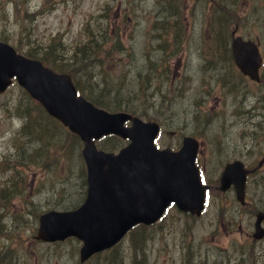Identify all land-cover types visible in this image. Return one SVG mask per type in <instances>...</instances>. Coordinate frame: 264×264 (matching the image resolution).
<instances>
[{
  "label": "rangeland",
  "instance_id": "obj_1",
  "mask_svg": "<svg viewBox=\"0 0 264 264\" xmlns=\"http://www.w3.org/2000/svg\"><path fill=\"white\" fill-rule=\"evenodd\" d=\"M209 1L169 0L170 8L164 0H0V41L46 65L69 58L86 42L85 24L97 31L114 19L127 49L106 58L109 75L120 72L126 86L137 88L148 78L159 84L164 103L138 102L161 124L155 144L175 150L183 136L195 137L200 145L195 164L209 188V205L199 217L171 206L146 232L130 233L84 263L74 238L38 241L41 212L74 208L85 196L82 144L67 137V148L58 155L53 144L65 134L56 133L43 150L39 141L27 139L20 148L21 119L15 112L26 104V95L14 83L0 95V187L14 185L16 195L0 202V264H264V239H251L254 215L264 211V162L252 170L264 156V68L258 82L245 78L228 53L237 26V34L259 42L264 58V0H214L231 8L223 32L219 22L215 30L208 28ZM164 10H169V23L162 19ZM215 34H224L226 51L216 49ZM99 65L92 59L84 72L98 78ZM146 70L152 71L149 77ZM232 160L252 170L244 207L235 203L233 190L217 189L224 164Z\"/></svg>",
  "mask_w": 264,
  "mask_h": 264
},
{
  "label": "water",
  "instance_id": "obj_2",
  "mask_svg": "<svg viewBox=\"0 0 264 264\" xmlns=\"http://www.w3.org/2000/svg\"><path fill=\"white\" fill-rule=\"evenodd\" d=\"M234 33V32H233ZM233 60L250 79L259 80L261 56L251 40L233 37ZM15 77L17 83L37 100L45 111L75 133L83 143L87 191L84 202L71 211L51 210L38 217L36 239L45 242L76 237L82 241L79 261L110 248L134 225H149L174 203L178 210L199 215L205 188L201 184L195 156L198 141L184 136L173 151L158 149L154 139L159 126L126 112L98 108L76 90L67 74L54 73L37 60L27 59L0 42V93ZM130 122L129 125H125ZM114 134L128 143L117 153L98 150L94 140ZM247 171L242 163L225 165L219 180L224 191L233 185L236 199L243 202ZM258 212L254 239L264 236Z\"/></svg>",
  "mask_w": 264,
  "mask_h": 264
},
{
  "label": "trees",
  "instance_id": "obj_3",
  "mask_svg": "<svg viewBox=\"0 0 264 264\" xmlns=\"http://www.w3.org/2000/svg\"><path fill=\"white\" fill-rule=\"evenodd\" d=\"M164 1L168 2L167 5L172 8L169 0ZM210 14L208 24L209 29L215 30L217 28L216 22H219L218 27L222 30V32L229 28L230 24H228L229 19L227 15L231 16V8H228L226 4L219 3L218 7H212ZM97 28L98 31L96 32L94 28L91 29L90 25H86L84 29V34L87 38L86 42L76 46L69 58L61 59L58 62H53L51 65H47L51 66L56 71L69 73L73 78V82L78 92L95 105L109 111H126L136 114L139 117L150 119V112H148L145 108H139L138 102H144L151 106L161 105L165 101V94L162 93L159 84H154V82L149 78L147 80L139 81L140 85L137 88L134 83H130L126 86L123 83L125 78L120 76V72L112 73L113 76L111 77L108 70L104 66L106 58L110 57L109 59H111L113 53H121L123 50L126 51L127 48L123 44L122 32L117 28L114 21L112 24L107 23L105 26H98ZM159 28L162 29V31H167L164 30V23H161ZM162 31L161 34L164 35L165 33ZM212 38L213 44L218 51L227 50L225 48L226 43H224V34H215ZM104 46H107L106 50L103 49ZM26 55L33 57L31 52H28ZM92 59L100 61V76L98 78H94L92 73L84 72L88 66V62ZM109 70L111 71V69ZM164 70L165 68H163V71ZM145 73V76L149 77L151 70H146ZM138 75L140 76V73H138ZM25 95L26 104L23 106H16L15 112L16 116L21 119V126L19 132L17 133L18 145L21 148L24 139L29 141L34 140L41 143V150H43L45 146L51 144L50 138H52L56 133H61L65 134V139L59 144H53V149L57 147V153L58 155H61L64 152V149L67 148V137L73 144L77 141L76 136L62 130V126L56 120L49 117L44 112L40 104L32 100L26 93ZM157 96L160 97V103L156 104L152 101V99ZM160 116L163 117V114L160 113ZM66 134L68 136H66ZM104 140L106 144L99 142L98 145L102 149L109 151L116 150L117 147L122 146L120 143L123 142L115 136H108ZM115 140H117V142ZM47 153L48 151L44 150L41 156L44 157ZM18 164L19 166L24 165L22 160H19ZM14 167L17 166L14 165ZM16 180H20L19 176L16 177ZM14 187V185L12 187H0V202H5L9 198L13 199L16 196L15 192L12 190ZM1 216L2 212H0V217ZM147 229L148 228L146 226H137L132 229L130 233L133 234L139 230L146 232ZM3 256L4 254L0 251V261Z\"/></svg>",
  "mask_w": 264,
  "mask_h": 264
},
{
  "label": "bare ground",
  "instance_id": "obj_4",
  "mask_svg": "<svg viewBox=\"0 0 264 264\" xmlns=\"http://www.w3.org/2000/svg\"><path fill=\"white\" fill-rule=\"evenodd\" d=\"M151 73H152V71H151ZM151 73H150V75H151Z\"/></svg>",
  "mask_w": 264,
  "mask_h": 264
}]
</instances>
